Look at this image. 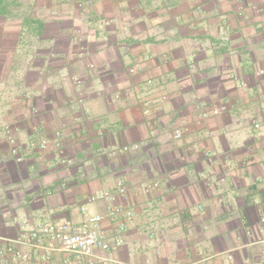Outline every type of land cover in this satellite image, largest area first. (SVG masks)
<instances>
[{
	"label": "crops",
	"instance_id": "1",
	"mask_svg": "<svg viewBox=\"0 0 264 264\" xmlns=\"http://www.w3.org/2000/svg\"><path fill=\"white\" fill-rule=\"evenodd\" d=\"M0 122V264H264V0H0ZM92 214L89 258L28 236Z\"/></svg>",
	"mask_w": 264,
	"mask_h": 264
},
{
	"label": "built area",
	"instance_id": "2",
	"mask_svg": "<svg viewBox=\"0 0 264 264\" xmlns=\"http://www.w3.org/2000/svg\"><path fill=\"white\" fill-rule=\"evenodd\" d=\"M130 72L133 71L132 68L129 69ZM76 83H80V79L74 77ZM150 82V81H148ZM166 95H161L160 99H165ZM142 111L145 115L149 116L154 106L157 104V100L152 98L151 95H147L141 100ZM255 127L259 124L255 123ZM0 135L5 136L8 144L10 154L16 162L22 161V155L19 152L16 139L12 133L11 127L6 123L0 122ZM172 136L178 139L182 136V131L179 128H175L172 132ZM47 145V140L42 139L39 143L41 148H45ZM139 144L123 145L120 150L127 152L130 150H137ZM112 152V151H111ZM141 188L144 192L149 191V189L154 186L152 182H141ZM126 186L122 179L116 181L115 190L107 191L103 190L99 194H92L88 196L89 202H94L96 200H101L107 204V216L114 219L117 215L122 212V208L117 205L116 197L117 195H125ZM82 211H85V207H81ZM102 216L100 214H92L86 216L80 222H76L73 218H68L61 221L47 222L39 225L37 229L31 230L28 234L29 238L39 240L42 236H46L50 240L59 243L61 249L68 253L77 254L80 257L89 258L93 255L95 249L100 248L107 250L111 248V243L106 239L105 232L100 227ZM120 243V239H115V245ZM48 254V253H47ZM48 259L47 264H53V262Z\"/></svg>",
	"mask_w": 264,
	"mask_h": 264
}]
</instances>
